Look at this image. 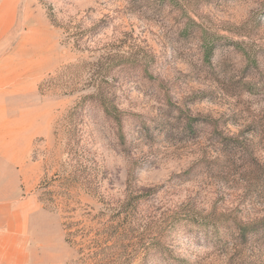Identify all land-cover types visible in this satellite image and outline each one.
<instances>
[{"label":"rangeland","instance_id":"374dc122","mask_svg":"<svg viewBox=\"0 0 264 264\" xmlns=\"http://www.w3.org/2000/svg\"><path fill=\"white\" fill-rule=\"evenodd\" d=\"M118 45L140 60L109 72L123 137L98 109L81 118L95 196L67 182V116L92 91L73 69ZM227 136L264 163V0H0V194L37 195L62 227V264H81L129 171L133 190H159L122 224L115 264H264V242L235 229L264 217V182L218 150ZM189 199L202 218L148 225Z\"/></svg>","mask_w":264,"mask_h":264},{"label":"trees","instance_id":"16d2710c","mask_svg":"<svg viewBox=\"0 0 264 264\" xmlns=\"http://www.w3.org/2000/svg\"><path fill=\"white\" fill-rule=\"evenodd\" d=\"M207 52H212L213 48L207 45ZM210 54V53H209ZM140 60L136 57L133 51L125 50L121 45L112 47L110 50L100 56L96 62L85 61L83 64H77L74 69V77L85 73L88 78L84 86L92 91L84 96H81L77 104L69 111L67 116V143L69 145L70 160L73 162L74 171H72L67 179L70 185L73 181L86 187L95 196L99 193V181L96 173L97 161L89 153L85 147L83 120L82 115L86 107L98 109L103 112L104 116L112 122L113 129L118 133L119 138L123 137V110L117 103L116 95L113 90L115 84L113 78H110L109 72L116 67L124 66L129 62L138 63ZM223 139V138H222ZM227 143L224 148H218L225 155L230 163L235 158L237 152L241 153V161L243 169L248 175H252L255 179L264 182V163L254 158L249 151L247 145H241L239 137H225ZM222 144V145H223ZM214 167L219 164V159L209 160ZM225 167V166H223ZM193 167L189 168L191 171ZM132 171H129V191L124 199L111 203L107 208L103 209L105 216L109 212L113 216L112 219L102 223L101 228L93 238H88L87 234L83 240L79 242L81 250V264H115L119 259L118 252L121 250L122 234L120 229L126 220H132L137 214L138 207L143 199L156 193L159 188L133 190L132 187ZM104 199V198H103ZM194 201L187 200L174 208L163 211L159 217H150L148 225L154 224L157 227L162 223H175L182 220L184 217H203L201 212L195 213ZM194 210V211H193ZM152 226V225H151ZM235 229L238 231V238L244 241L250 240L253 237L264 242V217L253 222H243L236 220ZM66 240L69 243L75 242L76 234L71 232V228L66 226ZM109 241H113L112 245Z\"/></svg>","mask_w":264,"mask_h":264},{"label":"crops","instance_id":"0c3cea01","mask_svg":"<svg viewBox=\"0 0 264 264\" xmlns=\"http://www.w3.org/2000/svg\"><path fill=\"white\" fill-rule=\"evenodd\" d=\"M23 193L0 194V264H62L56 247L63 241L62 227L36 194Z\"/></svg>","mask_w":264,"mask_h":264}]
</instances>
